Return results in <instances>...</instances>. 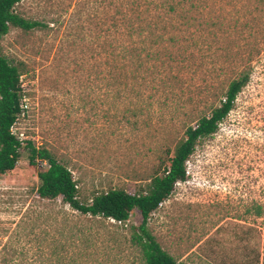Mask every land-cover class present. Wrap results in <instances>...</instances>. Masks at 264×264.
Wrapping results in <instances>:
<instances>
[{"label":"rangeland","instance_id":"rangeland-1","mask_svg":"<svg viewBox=\"0 0 264 264\" xmlns=\"http://www.w3.org/2000/svg\"><path fill=\"white\" fill-rule=\"evenodd\" d=\"M127 1L137 0H23L16 13L42 26L12 28L0 40L2 54L24 69L28 107L14 134L64 163L82 201L110 188L145 192L167 151L221 104L241 60L264 42V14L246 0L186 5L195 28L202 24L201 39L176 35V47H158L153 63L142 54L139 71L125 73L119 47ZM222 8L228 12L218 17ZM20 153L15 170L0 177V264H143L131 243L138 211L123 225L83 215L62 197L41 198L38 169L46 165L33 168L26 146ZM186 170L149 220L163 249L188 264H264V215L249 213L264 205V58Z\"/></svg>","mask_w":264,"mask_h":264},{"label":"trees","instance_id":"trees-1","mask_svg":"<svg viewBox=\"0 0 264 264\" xmlns=\"http://www.w3.org/2000/svg\"><path fill=\"white\" fill-rule=\"evenodd\" d=\"M22 1L0 0V40L8 35L12 28L28 32L42 26L40 22L26 19L16 13L15 7ZM209 1L137 0L125 2L124 9L120 12L122 43L119 47L120 56L125 63L123 66L125 73L129 72V67L139 71V67L145 62L142 54H145L144 57L148 62L153 63L158 59L154 51L158 47H176L178 44L177 39L174 38L176 35L189 33L191 37L196 35L201 39L202 33L199 27L202 24L195 28L192 21L196 20V17L192 18V11L186 5L199 9ZM232 1L244 3L245 0H230L229 3ZM246 1L253 6L254 13L264 14V0ZM213 2L223 3V0ZM221 11L218 17L228 12L223 8ZM242 17L244 19L247 16ZM242 17L237 20L242 21ZM176 18L178 19L177 24L173 22ZM256 20L258 21V18ZM208 24L210 29L215 26L213 21ZM240 26L236 25L234 28H240ZM251 28L254 29V27ZM159 29L163 31V34L157 36L156 30ZM229 33L223 32L224 36H228ZM196 45L199 46L200 43L197 41ZM263 51L264 42L259 48L256 45L250 48L249 56L241 60V63H244L243 69L221 93L223 96L221 104L212 109L210 115L201 117L195 127H189L185 133L186 137L179 141L174 150L167 151L166 159L160 162L158 169L148 178L145 192L131 194L124 189L110 188L95 193L88 201H82L78 183L64 163L60 162L49 150L35 147L30 141L24 143L12 133L11 128L23 112L21 104L24 99L22 88L24 69L22 63L16 64L10 61L0 49V177L11 174L15 170L21 157L20 150L26 146L30 151L29 162L33 168L37 169L38 160L46 165L38 169L40 180L38 192L41 198L53 200L62 197L66 204L83 215L112 219L123 225L130 220L134 212L138 211L142 221L138 226L132 227L131 243L140 249L143 264H188L179 261L163 249L149 228L150 217L172 195L176 184L186 180V163L194 154L198 142L218 132L220 125L234 109L239 95L249 84L254 63L264 58ZM111 58L113 62L116 60L114 52H111ZM113 76L111 73V78ZM140 76L138 78H141ZM249 213L257 218L262 217L264 205L254 203ZM252 230L257 229L252 227Z\"/></svg>","mask_w":264,"mask_h":264},{"label":"built area","instance_id":"built-area-1","mask_svg":"<svg viewBox=\"0 0 264 264\" xmlns=\"http://www.w3.org/2000/svg\"><path fill=\"white\" fill-rule=\"evenodd\" d=\"M26 98H24L23 99V101H22V104H21V108H22V114L21 115H23L24 113H25V111H26V109H27V104L24 102V100H25ZM16 124V123H15ZM14 124V125H15ZM14 125H13V127L11 128V131H12V133H14V131H13V129H14ZM17 136V135H16ZM18 139L20 140V141H23V139H22V137H18Z\"/></svg>","mask_w":264,"mask_h":264}]
</instances>
